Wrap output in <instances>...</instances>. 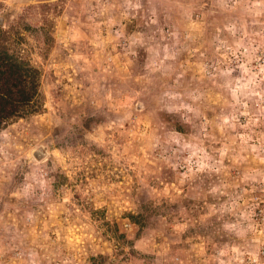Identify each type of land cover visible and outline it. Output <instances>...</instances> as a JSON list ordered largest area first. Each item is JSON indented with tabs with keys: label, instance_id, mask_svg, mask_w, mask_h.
<instances>
[{
	"label": "rangeland",
	"instance_id": "1",
	"mask_svg": "<svg viewBox=\"0 0 264 264\" xmlns=\"http://www.w3.org/2000/svg\"><path fill=\"white\" fill-rule=\"evenodd\" d=\"M0 16L41 93L0 129V264H264V0Z\"/></svg>",
	"mask_w": 264,
	"mask_h": 264
},
{
	"label": "trees",
	"instance_id": "2",
	"mask_svg": "<svg viewBox=\"0 0 264 264\" xmlns=\"http://www.w3.org/2000/svg\"><path fill=\"white\" fill-rule=\"evenodd\" d=\"M10 28L12 25L9 21L7 27L0 24V129L10 122L38 111L41 106V93L38 90L39 70L30 65L28 61L16 57L13 52H9L8 47L5 46V41H8L6 32ZM18 36V39L22 38V36ZM146 56L147 53L142 55L141 59H145ZM140 61L137 62L136 66L142 67ZM164 116L168 118L167 115ZM173 121L175 122V130L183 132L182 123ZM191 211L193 215L197 214V209ZM129 216L133 217L134 215L130 214ZM139 216L140 219H143V215ZM189 216L185 215L184 218H189ZM217 236L219 237V233ZM247 253L248 249L243 250L242 256L247 255ZM216 261L209 262V264H219Z\"/></svg>",
	"mask_w": 264,
	"mask_h": 264
},
{
	"label": "water",
	"instance_id": "3",
	"mask_svg": "<svg viewBox=\"0 0 264 264\" xmlns=\"http://www.w3.org/2000/svg\"><path fill=\"white\" fill-rule=\"evenodd\" d=\"M2 23H3V17L0 16V24H2ZM44 154H45V151L42 150L41 152L35 153L34 156L39 157V156L44 155Z\"/></svg>",
	"mask_w": 264,
	"mask_h": 264
}]
</instances>
